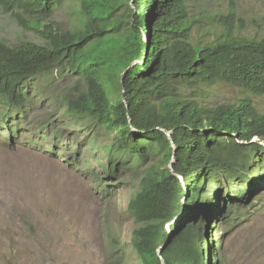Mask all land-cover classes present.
Wrapping results in <instances>:
<instances>
[{
    "label": "trees",
    "instance_id": "obj_1",
    "mask_svg": "<svg viewBox=\"0 0 264 264\" xmlns=\"http://www.w3.org/2000/svg\"><path fill=\"white\" fill-rule=\"evenodd\" d=\"M69 1H76L74 25L63 28L54 18ZM190 1L0 0L4 13L39 37L17 45L0 39V135L10 143L24 131L59 136L54 123L26 125L35 91L48 96L40 79L71 83L51 97L55 108L112 134L100 185L131 161L145 166L128 204L141 264H225L211 254L208 219L217 209L220 235L227 234L263 187L264 111L253 97L264 99V38L196 42ZM217 84L245 97L207 107L195 94ZM158 155L164 166L149 164ZM221 176L227 190L213 191L212 200L209 186L219 188Z\"/></svg>",
    "mask_w": 264,
    "mask_h": 264
},
{
    "label": "rangeland",
    "instance_id": "obj_2",
    "mask_svg": "<svg viewBox=\"0 0 264 264\" xmlns=\"http://www.w3.org/2000/svg\"><path fill=\"white\" fill-rule=\"evenodd\" d=\"M75 4L69 1L57 11L54 19L63 28L74 25ZM189 5L197 20L196 42H214L227 34L264 38V0H191ZM0 39L10 45L39 42L34 32L21 28L1 9ZM40 82V91L48 96L40 97L35 91L36 108L26 127L42 129L40 122L54 123L50 128L59 136L24 131L10 143L0 135V264H141L132 247L136 224L128 204L144 164L131 161L118 176L104 178L100 185L97 175L106 167L104 147L112 134L85 119L64 117V110L55 108L58 102L51 103V97L66 92L71 83L52 80L50 84L44 78ZM199 94L207 107L245 97L242 90L222 84L195 95ZM253 103L264 111L263 98L253 97ZM54 146L58 153L51 149ZM70 154L77 160L72 165L65 163ZM149 164L164 166L159 155ZM218 181L219 188L209 186L212 200L213 191L227 190L228 179L221 176ZM261 186L249 195V204L240 208V218L228 227L225 238L220 235L218 210L215 220L208 219L211 254L224 256L225 264H264V181Z\"/></svg>",
    "mask_w": 264,
    "mask_h": 264
},
{
    "label": "water",
    "instance_id": "obj_3",
    "mask_svg": "<svg viewBox=\"0 0 264 264\" xmlns=\"http://www.w3.org/2000/svg\"><path fill=\"white\" fill-rule=\"evenodd\" d=\"M150 49V47H148V50ZM125 97V96H124ZM168 136L171 137V133H168Z\"/></svg>",
    "mask_w": 264,
    "mask_h": 264
},
{
    "label": "clouds",
    "instance_id": "obj_4",
    "mask_svg": "<svg viewBox=\"0 0 264 264\" xmlns=\"http://www.w3.org/2000/svg\"><path fill=\"white\" fill-rule=\"evenodd\" d=\"M147 39V38H146Z\"/></svg>",
    "mask_w": 264,
    "mask_h": 264
}]
</instances>
